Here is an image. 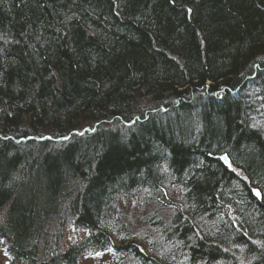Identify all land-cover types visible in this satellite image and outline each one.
<instances>
[{
    "label": "trees",
    "instance_id": "obj_1",
    "mask_svg": "<svg viewBox=\"0 0 264 264\" xmlns=\"http://www.w3.org/2000/svg\"><path fill=\"white\" fill-rule=\"evenodd\" d=\"M0 257L264 264V0H0Z\"/></svg>",
    "mask_w": 264,
    "mask_h": 264
},
{
    "label": "water",
    "instance_id": "obj_2",
    "mask_svg": "<svg viewBox=\"0 0 264 264\" xmlns=\"http://www.w3.org/2000/svg\"><path fill=\"white\" fill-rule=\"evenodd\" d=\"M215 157L221 159L224 162L225 165L231 166V160H230L229 156L226 153L217 154V155H215ZM225 157H226V159H224ZM257 191L260 192V190L258 188H254L255 194H256ZM257 197L260 199L262 196L260 195V196H257Z\"/></svg>",
    "mask_w": 264,
    "mask_h": 264
},
{
    "label": "rangeland",
    "instance_id": "obj_3",
    "mask_svg": "<svg viewBox=\"0 0 264 264\" xmlns=\"http://www.w3.org/2000/svg\"><path fill=\"white\" fill-rule=\"evenodd\" d=\"M78 234H81L80 232H78V230L74 229V228H68L67 231V242H71L75 237L78 236ZM0 264H3L1 262V257H0Z\"/></svg>",
    "mask_w": 264,
    "mask_h": 264
},
{
    "label": "snow or ice",
    "instance_id": "obj_4",
    "mask_svg": "<svg viewBox=\"0 0 264 264\" xmlns=\"http://www.w3.org/2000/svg\"><path fill=\"white\" fill-rule=\"evenodd\" d=\"M173 2H174V0H173ZM189 11H191V9H189ZM224 159H226V157H225ZM256 195H257V196H260L261 193H260L259 191H257V192H256ZM97 255H99V253H98Z\"/></svg>",
    "mask_w": 264,
    "mask_h": 264
}]
</instances>
